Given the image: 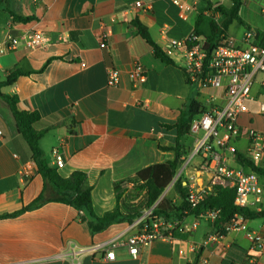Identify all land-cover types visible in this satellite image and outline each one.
Listing matches in <instances>:
<instances>
[{
  "label": "crops",
  "instance_id": "obj_1",
  "mask_svg": "<svg viewBox=\"0 0 264 264\" xmlns=\"http://www.w3.org/2000/svg\"><path fill=\"white\" fill-rule=\"evenodd\" d=\"M137 1L142 5L137 6ZM8 0L0 10V39L7 31L20 35L27 30L44 32L50 43L28 49L20 45L0 58V82L13 69L24 74L2 92L19 98L21 109L38 112L37 130H48L40 140L46 160L62 177L75 171L87 175L93 186L94 212L103 216L117 205L115 183L133 178L139 171L174 159L171 151L177 131L164 125L176 123L190 92L210 110L226 103L225 87L196 90L189 86L180 66L156 58L152 47L133 26L139 20L148 28L154 42L164 48L170 40H186L196 32L202 38L211 18L221 23L224 17L214 12L218 6L231 8L233 0ZM9 9L33 16L30 23H14ZM264 0H242L239 16L247 27L233 22L225 29L234 46L242 47L244 33L264 35ZM203 16L202 19H199ZM238 28V29H236ZM254 42L264 43V39ZM146 70L145 78L135 83L131 73L136 65ZM120 76L115 87L108 85V71ZM264 74H258L251 91L247 112L238 118L240 136L225 151L234 170L253 172L238 159L243 155L264 168ZM262 134L253 144L250 132ZM0 264H252V242L247 231L225 233L219 242L200 244L214 232L213 222L203 219L195 232H176L173 242L155 241L133 258L126 247L116 249V259H104L100 252L78 253L117 235L131 236L128 223L113 224L92 234L79 212L66 204L47 202L25 210L41 195L44 179L33 160L31 148L19 133L8 104L0 99ZM190 155L196 137L183 139ZM60 148L64 160L57 167L53 154ZM183 174L197 177L209 187V177L200 157L194 158ZM260 182L264 185V177ZM133 184L124 185L131 188ZM208 194V195H209ZM192 218H188V222ZM247 230L264 228V219L245 221ZM256 264H264V252Z\"/></svg>",
  "mask_w": 264,
  "mask_h": 264
},
{
  "label": "built area",
  "instance_id": "obj_2",
  "mask_svg": "<svg viewBox=\"0 0 264 264\" xmlns=\"http://www.w3.org/2000/svg\"><path fill=\"white\" fill-rule=\"evenodd\" d=\"M176 5L179 0H172ZM141 6V1H137ZM264 14V9L262 10ZM255 34L248 30L242 37V47L234 46V38L227 37L211 54L205 50L206 40L195 34L186 40H170L163 48L166 55L175 62H182L183 67L192 71H203V87L220 89L225 87L226 103L222 107H213L202 115L196 117L191 123L190 132L196 137V144L190 155L186 158L181 174L191 161L200 157L203 167L209 177V187H221L235 190L234 204L241 208H252L256 211L264 209V185L260 182L261 176L255 172L245 173L242 170L232 169L225 157V151L231 148V143L240 136L238 118L247 112V104L251 100V91L258 74H264V47L254 44ZM50 38L42 31L27 30L20 35L7 31L0 39V58L20 45L28 49L45 47ZM146 70L142 65H136L131 73L132 80L137 83L145 78ZM120 76L117 70L108 71V85L115 87L119 84ZM264 84V83H263ZM260 114H264V103L259 105ZM1 135V132H0ZM250 136L254 145L262 140V134L251 131ZM53 154L57 167L64 165L62 151L54 148ZM180 174V175H181ZM196 176L188 177L183 183L187 187V207L182 217L164 219L154 214V205L143 211L142 216L131 228L135 233L127 238L117 235L107 242L94 245L90 249H79L78 253L100 252L104 259H116V249L126 247L133 258H138L145 247L155 241L173 242L176 232L192 234L203 219L215 221L218 211L207 210L196 213L202 201L209 194L208 187L199 185ZM192 219L188 222V218ZM246 219L240 215L223 225L221 231L209 235L200 246L211 242H219L225 233L231 231H247L252 242V264H256L264 252V228L247 230Z\"/></svg>",
  "mask_w": 264,
  "mask_h": 264
},
{
  "label": "trees",
  "instance_id": "obj_3",
  "mask_svg": "<svg viewBox=\"0 0 264 264\" xmlns=\"http://www.w3.org/2000/svg\"><path fill=\"white\" fill-rule=\"evenodd\" d=\"M208 4V10H211V2L204 0ZM8 3V0H0V10ZM242 5V0H233L231 8L218 6L213 11L221 13L224 20L217 23L215 19L211 18V36L206 37L205 50L211 56L212 52L223 42L227 40L225 29L233 22H237L249 29L248 25L239 16V11ZM12 17L14 23H30L35 20L33 16H25L21 13H15L6 9ZM200 16L199 19H202ZM200 21L197 22L196 36L201 37L199 32ZM137 33L152 47L153 54L156 58L168 65H177V63L168 57L163 48L154 42L147 27H145L139 20L133 22ZM256 40L264 39V35L257 32L255 34ZM256 46L264 47V43L254 42ZM182 69L186 82L188 85L194 86L196 90L203 87V77L205 70L192 71L186 67L180 66ZM24 74L19 69L10 71L5 81L0 82V99L4 100L15 119L16 127L19 133L25 138L29 144L33 160L38 166L39 173L44 179V189L41 195L31 205L24 208L18 213L7 216H16L25 210L38 208L47 202H56L69 205L79 212L80 221L87 222L92 234H98L105 231L113 224L128 223L133 224L143 214V211L138 206L129 207L127 203H123L122 197L124 195V185L132 183L145 191L146 194V208H151L157 204L160 196L173 182L174 177L180 167L184 164L188 154V147L183 143V139L191 134L192 121L208 111L205 104L196 99L198 92H190L184 108L180 111V115L173 125H164L167 129H175L177 131V140L172 147H161L162 150L171 151L175 154L174 159L162 164L152 165L139 171L133 178L118 181L115 183V191L117 197L116 207L106 212L103 216H98L93 209L92 204V190L93 186L89 184L87 175L82 171H75L69 177H62L57 168L49 164L45 158V154L40 147V140L45 136L48 130H37L36 125L40 122L41 116L38 112L26 111L20 108L19 98L16 96H9L2 92L5 86H11L15 83L17 78ZM239 161L251 171L264 177V168L255 165L252 161L243 155H238ZM183 177V179L181 178ZM176 181V191L178 192L182 203L179 207L172 205L171 202L163 200L157 204L154 209V214L164 219H173L182 217V212L187 207V187L183 185L187 181L185 175L182 173ZM137 187V188H138ZM49 197L46 198V194ZM235 190L228 188L215 187L214 190L205 197L196 213L212 210L218 211V217L213 222V230H222L225 223L231 222L236 215H240L247 220L264 219V209L256 211L252 208H241L234 204ZM133 202V201H131ZM0 218H3L2 216Z\"/></svg>",
  "mask_w": 264,
  "mask_h": 264
},
{
  "label": "rangeland",
  "instance_id": "obj_4",
  "mask_svg": "<svg viewBox=\"0 0 264 264\" xmlns=\"http://www.w3.org/2000/svg\"><path fill=\"white\" fill-rule=\"evenodd\" d=\"M207 25V33L210 31L209 22L206 23ZM238 29V28H236ZM183 165L180 167V169L177 171L173 182L167 187V189L163 192V194L159 198V202L163 200H167L172 203V205L179 207L182 203V199L180 198L178 192L176 191V181L179 179L181 170ZM181 178V177H180ZM183 179V177L181 178ZM138 185L134 186V184L131 186V188H126L124 191V195L122 197L123 203H127L129 207L138 206L142 211H145L146 208V194L145 191L140 189ZM133 201V202H131Z\"/></svg>",
  "mask_w": 264,
  "mask_h": 264
},
{
  "label": "water",
  "instance_id": "obj_5",
  "mask_svg": "<svg viewBox=\"0 0 264 264\" xmlns=\"http://www.w3.org/2000/svg\"><path fill=\"white\" fill-rule=\"evenodd\" d=\"M48 197H49V193L46 194V198H48ZM157 204H158V203H157Z\"/></svg>",
  "mask_w": 264,
  "mask_h": 264
}]
</instances>
